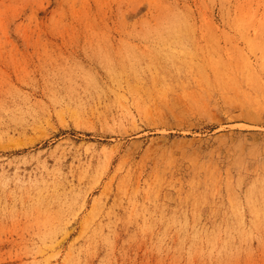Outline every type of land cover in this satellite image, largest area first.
Returning a JSON list of instances; mask_svg holds the SVG:
<instances>
[{
    "label": "rangeland",
    "instance_id": "rangeland-1",
    "mask_svg": "<svg viewBox=\"0 0 264 264\" xmlns=\"http://www.w3.org/2000/svg\"><path fill=\"white\" fill-rule=\"evenodd\" d=\"M0 264H264V0H0Z\"/></svg>",
    "mask_w": 264,
    "mask_h": 264
}]
</instances>
